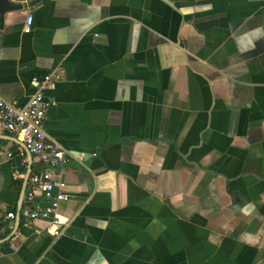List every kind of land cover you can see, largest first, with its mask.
<instances>
[{"label": "crops", "instance_id": "1", "mask_svg": "<svg viewBox=\"0 0 264 264\" xmlns=\"http://www.w3.org/2000/svg\"><path fill=\"white\" fill-rule=\"evenodd\" d=\"M11 1L0 97L24 105L55 70L44 130L68 151L70 222L23 225L43 167L0 130V242L20 215L0 264H264V0Z\"/></svg>", "mask_w": 264, "mask_h": 264}, {"label": "built area", "instance_id": "2", "mask_svg": "<svg viewBox=\"0 0 264 264\" xmlns=\"http://www.w3.org/2000/svg\"><path fill=\"white\" fill-rule=\"evenodd\" d=\"M31 15L25 18L24 30L29 31ZM55 70L42 76L34 75L35 91L24 105H17L0 97V130L9 131L28 149L33 161L43 167L42 170L32 172L28 178V187L24 193L23 225L28 226L35 219L47 221L45 231L51 236L60 235L70 222L69 217L58 211L60 202L67 199L64 191L65 182L62 176L67 161L68 151L51 140L44 130L46 111L52 104L44 92L54 85ZM24 154L22 148L19 155ZM11 159L14 154L9 149L0 148V157ZM21 159L19 165H23ZM22 172L19 168L13 170V178L20 179ZM36 193H40L47 205L43 206L35 200ZM15 214L6 213L5 219H13ZM20 233L15 231L12 238H19ZM9 247L16 249L15 242L9 238ZM1 253V252H0Z\"/></svg>", "mask_w": 264, "mask_h": 264}, {"label": "water", "instance_id": "3", "mask_svg": "<svg viewBox=\"0 0 264 264\" xmlns=\"http://www.w3.org/2000/svg\"><path fill=\"white\" fill-rule=\"evenodd\" d=\"M39 1L40 0H32V1H30L29 5H33V4H35V3L39 2ZM22 6H25V4L14 3L11 0H0V25L2 24V21H3V18H4V14L6 12L11 11V10H15V9H19ZM20 145L24 148V150L27 152V154L30 155L28 149L25 147V145L22 142H20ZM29 175H30V167H29V169H28V171H27V173L25 174V177H24V184H23L22 194H24L25 186L27 184ZM19 216L20 215H19V212H18L16 214V217H15V225H14L13 230L11 231V233L6 238L2 239L1 242H5L6 240H8L10 237L13 236V234L15 233V231L18 228Z\"/></svg>", "mask_w": 264, "mask_h": 264}]
</instances>
